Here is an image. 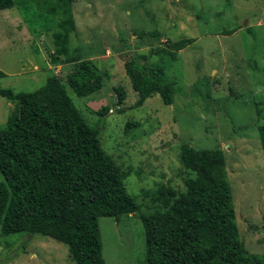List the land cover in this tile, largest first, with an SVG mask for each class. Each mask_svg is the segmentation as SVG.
Returning <instances> with one entry per match:
<instances>
[{"label":"rangeland","instance_id":"1","mask_svg":"<svg viewBox=\"0 0 264 264\" xmlns=\"http://www.w3.org/2000/svg\"><path fill=\"white\" fill-rule=\"evenodd\" d=\"M22 1L0 9V70L6 74L0 86L31 92L72 66L53 63L56 20L30 14L33 8L25 9ZM72 13L70 55L95 59L109 77L89 96H79L68 84L67 90L99 128L103 148L126 172L127 190L140 205L132 215L99 218L106 264H147L141 214L156 205L146 193L160 183L184 189L185 143L224 150L241 238L250 252L263 256L264 0H73ZM182 39L194 41L176 60L151 58L172 83L174 103L155 94L135 106L138 93L126 73V52L148 53L152 46ZM119 86L125 88L124 101L114 89ZM14 106L0 95V128ZM104 106L108 112H92ZM0 264L76 263L63 242L0 229Z\"/></svg>","mask_w":264,"mask_h":264},{"label":"trees","instance_id":"2","mask_svg":"<svg viewBox=\"0 0 264 264\" xmlns=\"http://www.w3.org/2000/svg\"><path fill=\"white\" fill-rule=\"evenodd\" d=\"M16 4L0 0V9ZM21 5L33 8L32 15L56 20L60 29L54 33L53 63L72 67L66 74L50 75L31 92L0 86V95L15 105L0 128L5 177L0 181V229L6 235L28 232L63 242L76 264H106L99 218L132 215L140 205L127 190L126 172L103 148L99 128L85 118L67 84L79 96H89L104 87L109 74L95 59L70 55V31L76 28L73 0H24ZM193 41L170 40L148 53L126 52V73L138 93L135 106L155 94L167 105L174 103L172 83L151 58L176 60ZM5 76L0 70V79ZM114 89L124 101L125 88ZM108 111L107 106L92 110L99 115ZM259 132L264 155V126ZM180 155L187 172L184 189L160 183L146 193L156 205L141 214L147 264H264V255L250 252L241 238L224 150L185 143Z\"/></svg>","mask_w":264,"mask_h":264}]
</instances>
